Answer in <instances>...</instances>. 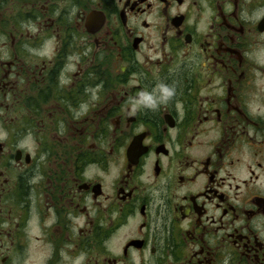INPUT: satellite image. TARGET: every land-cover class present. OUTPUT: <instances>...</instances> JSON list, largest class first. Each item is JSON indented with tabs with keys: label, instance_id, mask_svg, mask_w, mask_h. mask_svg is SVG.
Listing matches in <instances>:
<instances>
[{
	"label": "flooded vegetation",
	"instance_id": "flooded-vegetation-1",
	"mask_svg": "<svg viewBox=\"0 0 264 264\" xmlns=\"http://www.w3.org/2000/svg\"><path fill=\"white\" fill-rule=\"evenodd\" d=\"M0 264H264V0H0Z\"/></svg>",
	"mask_w": 264,
	"mask_h": 264
}]
</instances>
